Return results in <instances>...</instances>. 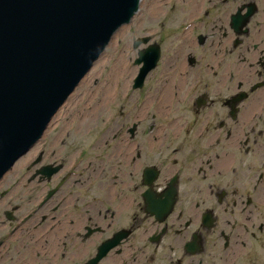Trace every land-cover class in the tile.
I'll list each match as a JSON object with an SVG mask.
<instances>
[{
	"label": "flooded vegetation",
	"instance_id": "af4514ba",
	"mask_svg": "<svg viewBox=\"0 0 264 264\" xmlns=\"http://www.w3.org/2000/svg\"><path fill=\"white\" fill-rule=\"evenodd\" d=\"M138 15L155 68L120 123H68V100L1 180L0 264H264V0Z\"/></svg>",
	"mask_w": 264,
	"mask_h": 264
},
{
	"label": "water",
	"instance_id": "95a60500",
	"mask_svg": "<svg viewBox=\"0 0 264 264\" xmlns=\"http://www.w3.org/2000/svg\"><path fill=\"white\" fill-rule=\"evenodd\" d=\"M140 0H0V182L36 143ZM140 42L134 44L137 49ZM137 86L152 71L150 48Z\"/></svg>",
	"mask_w": 264,
	"mask_h": 264
},
{
	"label": "rangeland",
	"instance_id": "374dc122",
	"mask_svg": "<svg viewBox=\"0 0 264 264\" xmlns=\"http://www.w3.org/2000/svg\"><path fill=\"white\" fill-rule=\"evenodd\" d=\"M163 11H166V9L164 10L162 8L160 10V13L157 15L162 16ZM155 12L157 11L155 10ZM145 27H153V24H149L148 22H146ZM124 29V31L122 30L119 33L116 39L114 38L112 40L106 52L98 60L99 62L101 59H104L103 62L100 61L103 64L98 66L94 70L96 71L95 77H92L93 74H91V70L84 78L92 79L91 82H89L83 88H81V83L80 87H78L75 93L70 97L71 102L70 106L68 107L71 109L69 110L68 117L73 119H71L68 123H75L76 125H98V130H100L102 129V127H104L105 124L107 125V119L110 115L111 121H109V123L121 122V114L119 113V111L121 109V104L123 100L122 97L124 96V89L127 88L126 82L129 80V78L122 79L116 74V72L118 71L119 63L128 62L130 75L135 70H137L136 74L130 79H135L138 75L140 67L137 66L135 62L138 58V49H134L133 43L141 35V24L139 15L134 18L130 25L124 26ZM106 81H109V85L105 84ZM112 87L114 92L110 94L111 99L106 105L105 98H107L109 94V91L107 89H112ZM96 88L100 89L97 91L96 96H93V93L96 91ZM93 97H95L94 100L91 99ZM99 109H102L103 111H98ZM91 118H93L92 122L90 120ZM58 122L63 123L62 120H58ZM77 139H82V137H78ZM84 139L85 138L83 137V140ZM21 165L22 164H19L14 169V171L10 175L9 182H14L16 173L23 169H19Z\"/></svg>",
	"mask_w": 264,
	"mask_h": 264
},
{
	"label": "bare ground",
	"instance_id": "6f19581e",
	"mask_svg": "<svg viewBox=\"0 0 264 264\" xmlns=\"http://www.w3.org/2000/svg\"><path fill=\"white\" fill-rule=\"evenodd\" d=\"M124 29V27L122 28V29H120V31H118L117 32V35H115V39L117 38V36L119 35V33L122 31ZM125 30V29H124ZM123 30V31H124ZM101 62H103L104 61V59H101L100 60ZM98 62V63H96V65L93 67V69H92V72H91V74H93V76L92 77H95V72L96 71H94L98 66H100V65H102L103 63H101V62ZM100 63V64H99ZM123 63V64H122ZM115 70V69H114ZM114 70H113V72H114ZM136 71L137 70H135L131 75H130V71H129V64H128V62L127 63H125V62H121V63H119L118 64V71L116 72V74L118 75V76H120L122 79H130V78H132L135 74H136ZM121 74V75H120ZM111 75V74H110ZM91 80L92 79H85L83 82H82V84H81V88H83L85 85H87L89 82H91ZM105 84L106 85H109V81H106L105 82ZM104 86V85H103ZM100 88H96V91L93 93V96L95 95L96 96V93H97V91L99 90ZM109 92V94H108V97L107 98H105V104L107 105L108 103H109V101H110V94L112 93V92H114V90H113V87H112V89L110 88V89H107ZM106 96V95H105ZM91 99H95V97H93V98H91ZM105 105V106H106ZM98 111H103L102 109H99ZM16 166V164L12 167V168H14Z\"/></svg>",
	"mask_w": 264,
	"mask_h": 264
}]
</instances>
